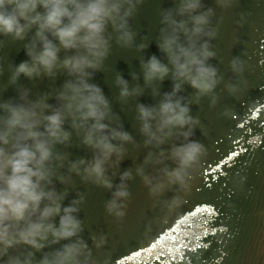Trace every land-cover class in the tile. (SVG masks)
Listing matches in <instances>:
<instances>
[{"label": "clouds", "instance_id": "clouds-1", "mask_svg": "<svg viewBox=\"0 0 264 264\" xmlns=\"http://www.w3.org/2000/svg\"><path fill=\"white\" fill-rule=\"evenodd\" d=\"M143 3L0 0V48L5 37L22 41L27 57L8 64L7 84H0V264H105L93 248L103 249L106 237L82 235L79 213L86 193L75 189L72 177L109 190L104 209L122 218L133 170L120 172L118 183L113 178L128 152L126 145L144 149L134 173L151 197L162 196L170 187L187 186L189 169L203 152V145L193 139L199 121L191 115L190 105L202 97L215 104L222 80L209 63L216 57L210 43L216 35L211 27L214 10L203 0H172L173 6L158 10L155 41L160 56H141L140 75L131 73L133 81L142 77L143 87L138 83L130 87L127 79L115 75L122 105L143 95L145 88L156 100L135 104L142 145L125 130L102 88L92 81L105 67L113 41L137 53L147 47V37L136 42L137 32L130 23ZM229 66L236 74L244 70L238 57ZM3 72L0 56V75ZM58 73L66 77L61 85L43 93H32L17 83L22 76L54 80ZM165 78L171 89L161 93L159 85ZM185 84L194 94H181ZM8 85L15 88V95L3 99ZM224 86L229 92L237 88L232 83ZM73 133L91 151V158L70 159L66 151L58 150L57 146L70 145ZM57 183L62 190H57ZM70 187L75 190L71 198ZM174 200L175 195L162 203L167 206Z\"/></svg>", "mask_w": 264, "mask_h": 264}, {"label": "water", "instance_id": "water-1", "mask_svg": "<svg viewBox=\"0 0 264 264\" xmlns=\"http://www.w3.org/2000/svg\"><path fill=\"white\" fill-rule=\"evenodd\" d=\"M203 2L214 10L211 27L216 35L210 43L216 57L209 63L217 67L222 80L215 90V104L202 97L190 105L191 115L199 121L193 139L203 145V152L189 169L187 186L182 190L170 187L162 196L151 197L134 173L144 149L126 145L128 152L119 163L113 183L119 182V173L126 169L133 170V179L128 182L130 195L125 201V215L115 218L104 209L109 190L72 177L75 189L86 193V203L81 206L85 213L82 235L85 239L98 234L106 237L101 249L105 264H164V250L170 254L165 264H264V0ZM171 6L172 0H144L130 23L137 32L136 42L147 37V47L137 53L119 48L113 41L105 67L92 78L109 99L125 130L141 145L143 137L134 119L135 104H154L156 100L145 88L143 95L122 105L113 81L120 74L130 87L137 83L143 87L142 77L133 81L131 73L140 75L141 56H160L155 41L158 10ZM23 43L3 38L0 56L4 72L0 84H7L8 64L27 59ZM63 55L61 50L60 56ZM234 57L243 62L242 73L231 71L229 62ZM65 78L60 73L54 80L44 76L27 80L22 76L17 83L32 93H43L58 88ZM227 83L236 84V90L227 91ZM9 88L11 96L15 95V88L8 85L3 99L11 97ZM170 89L171 81L165 78L159 91ZM181 94H194V89L185 84ZM57 147L66 151L70 159H89L92 155L74 133L67 148ZM56 187L63 189L59 183ZM90 192L101 194V205L89 201ZM174 195L170 205L162 203ZM73 196L75 190L70 187L69 198ZM101 250L93 248V253L101 256Z\"/></svg>", "mask_w": 264, "mask_h": 264}]
</instances>
